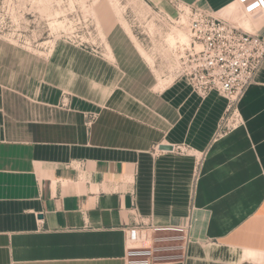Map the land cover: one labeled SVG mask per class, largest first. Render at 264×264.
Returning <instances> with one entry per match:
<instances>
[{"label": "crops", "instance_id": "obj_1", "mask_svg": "<svg viewBox=\"0 0 264 264\" xmlns=\"http://www.w3.org/2000/svg\"><path fill=\"white\" fill-rule=\"evenodd\" d=\"M110 48L117 77L95 107L74 87L0 82V264H126L135 219L188 225L157 264H264V78L222 133L216 92L158 90L123 35Z\"/></svg>", "mask_w": 264, "mask_h": 264}, {"label": "rangeland", "instance_id": "obj_2", "mask_svg": "<svg viewBox=\"0 0 264 264\" xmlns=\"http://www.w3.org/2000/svg\"><path fill=\"white\" fill-rule=\"evenodd\" d=\"M234 1L228 0L220 8L206 10L239 28L264 36V13L244 16ZM115 2L119 14L112 7ZM42 3L40 0H0V82L29 91L35 85L46 86L57 93L65 85L66 88L74 87L73 91L83 94L81 97L89 107H95L117 77L110 48L113 33L123 35L145 62L157 80L158 90L175 79L187 81L180 75L177 60L183 46L170 45L167 35H175L177 29L187 33L186 28L176 22L177 8L193 3L182 0H71V3L70 0H52L47 10ZM55 11L63 12L55 15ZM55 19L63 21L64 28L51 30ZM258 78H264V60L252 83ZM69 90L63 91L69 94ZM211 92L225 101L218 125L235 128L245 124L240 111L245 93L228 110L227 98L217 91ZM256 99L264 108V94ZM135 225L148 237L141 243L142 250L151 251V254L129 259H148L150 264L171 260L168 254L178 249H166L175 242L164 239L169 231L155 230L157 225L141 219H135Z\"/></svg>", "mask_w": 264, "mask_h": 264}, {"label": "built area", "instance_id": "obj_3", "mask_svg": "<svg viewBox=\"0 0 264 264\" xmlns=\"http://www.w3.org/2000/svg\"><path fill=\"white\" fill-rule=\"evenodd\" d=\"M235 1L246 15L264 13V0ZM177 14L176 22L186 28L190 40L189 46L178 57L180 75L187 79L191 88L200 96H206L211 91L225 96L227 109L230 110L252 84L264 60V36L246 32L232 22L193 4L180 5ZM231 128L219 125V131ZM154 229L186 234L188 225ZM147 239L137 225L125 230L126 264H150L148 259H129L130 256L151 254V251L141 248V243Z\"/></svg>", "mask_w": 264, "mask_h": 264}, {"label": "bare ground", "instance_id": "obj_4", "mask_svg": "<svg viewBox=\"0 0 264 264\" xmlns=\"http://www.w3.org/2000/svg\"><path fill=\"white\" fill-rule=\"evenodd\" d=\"M51 1L52 0H40V2H43L42 4H43V6L46 8V10L47 9H49V6H50V4H51ZM60 1V0H59ZM117 1V0H116ZM70 3H71V0H70ZM73 3V2H72ZM119 3V2H118ZM234 5L236 6L237 5V8L240 10V8H239V6H238V4H237V2L236 1H234ZM112 7L116 10V12L118 13V11H117V9H116V2L115 3H112ZM50 11V10H49ZM61 12H63V11H55V15H57V14H60ZM240 12L242 13V15H244V16H253V15H246V14H244L241 10H240ZM119 14V13H118ZM123 19V18H122ZM121 19V20H122ZM64 20H67L66 19V17L64 18ZM124 22H125V20H124ZM123 21H122V23L124 24V26H125V28H126V30L127 31H129V29H128V26L124 23ZM128 24V23H127ZM57 27L58 28H64V22L63 21H58V20H53L52 21V23H51V30H55V29H57ZM66 27V26H65ZM243 29V28H242ZM244 30V29H243ZM132 31V30H131ZM244 31H246V30H244ZM246 32H248V31H246ZM135 38V37H134ZM133 39V38H132ZM189 35L186 33V32H184V31H182V30H179V29H177L176 31H175V35H172V33H169L168 35H167V42L170 44V45H172L173 47H175V46H177V44L179 43V46L181 47V46H183V48L181 49V52H180V54L183 52V50L186 48V47H188L189 46ZM185 46V47H184ZM140 49V48H139ZM141 50V49H140ZM142 51V50H141ZM178 57H179V55H178ZM177 60H178V58H177Z\"/></svg>", "mask_w": 264, "mask_h": 264}, {"label": "water", "instance_id": "obj_5", "mask_svg": "<svg viewBox=\"0 0 264 264\" xmlns=\"http://www.w3.org/2000/svg\"><path fill=\"white\" fill-rule=\"evenodd\" d=\"M160 149H166V150H171L173 149L172 145H159Z\"/></svg>", "mask_w": 264, "mask_h": 264}]
</instances>
